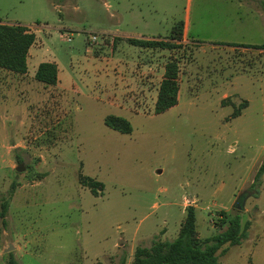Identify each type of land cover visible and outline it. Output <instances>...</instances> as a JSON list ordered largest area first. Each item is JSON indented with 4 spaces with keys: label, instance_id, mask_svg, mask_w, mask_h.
Instances as JSON below:
<instances>
[{
    "label": "rangeland",
    "instance_id": "374dc122",
    "mask_svg": "<svg viewBox=\"0 0 264 264\" xmlns=\"http://www.w3.org/2000/svg\"><path fill=\"white\" fill-rule=\"evenodd\" d=\"M229 1L0 0V22L36 35L26 74L0 68V201L9 198L0 264H131L137 246L177 236L189 205L202 238L218 231L221 211L249 222L219 264H264V51L209 45ZM243 8L237 35L259 23L264 43V13L251 11L264 0ZM178 21L199 44L127 41L167 38ZM170 58L179 60L178 102L156 114ZM42 61L57 64L56 85L34 78ZM108 114L132 131L107 126ZM85 176L101 182L97 195Z\"/></svg>",
    "mask_w": 264,
    "mask_h": 264
},
{
    "label": "trees",
    "instance_id": "16d2710c",
    "mask_svg": "<svg viewBox=\"0 0 264 264\" xmlns=\"http://www.w3.org/2000/svg\"><path fill=\"white\" fill-rule=\"evenodd\" d=\"M184 21L176 22L167 38L156 37H127L131 45L144 48H161L168 50L180 49L183 44ZM36 35L26 25L21 23L0 22V68L15 74L24 75L28 71L27 56L29 48L34 43ZM192 43L199 41L190 39ZM237 48L259 49L264 51V44L247 45L231 42L212 43ZM179 60L170 58L164 64V71L160 80L154 113L159 114L178 102L179 93ZM34 78L46 85H56L58 81V67L53 61H42L38 64ZM247 105L243 101L234 110L233 117L241 114V109ZM104 122L110 128L121 133H130L132 126L122 116L108 114ZM264 170V164L258 170L259 177ZM81 184L88 187L97 195L101 182L85 176L81 178ZM15 183L11 186V192ZM9 204V198L0 201V217H3ZM218 231L208 237L202 238L195 225V207L187 206L184 219L180 223L177 236L172 240H155L150 246H137L133 253L131 264H219L218 251L224 252L225 244L237 245L246 236L249 222L242 223L239 214H227L223 211L215 219ZM8 264H17L16 260L9 259Z\"/></svg>",
    "mask_w": 264,
    "mask_h": 264
},
{
    "label": "crops",
    "instance_id": "0c3cea01",
    "mask_svg": "<svg viewBox=\"0 0 264 264\" xmlns=\"http://www.w3.org/2000/svg\"><path fill=\"white\" fill-rule=\"evenodd\" d=\"M236 1V2H235ZM246 0H230L229 3L226 2L225 7L220 9V16H226V17H220L219 19H217V23L222 22L223 25V30H221L220 32H218L217 35H209L208 38L214 43V42H231V43H237V44H247V45H260V44H264V43H259V36L262 37V32H263V27L260 26V30H259V23L256 26H252L253 24L247 26V27H251L252 32L255 34H251L249 35V37L246 38H242V35H237V34H243L242 31L240 30V26L243 23V20L241 19V15H243L244 13H248L249 9H244L243 5L245 4ZM243 8V9H242ZM254 13H257L258 16H262L264 11L259 10V9H252L251 10ZM247 31V30H245ZM260 32V34H259ZM250 34V33H249ZM183 38L187 40H190L186 34H185V23H184V31H183ZM193 39V38H191ZM34 45V43L31 45V47L29 48V52H28V56H30L31 50H32V46ZM209 45H214V46H223V45H219V44H212L210 43ZM228 47V46H225ZM237 48H241V49H245V50H249V51H259V49H246L242 46H239ZM27 56V57H28ZM55 62V61H53Z\"/></svg>",
    "mask_w": 264,
    "mask_h": 264
},
{
    "label": "built area",
    "instance_id": "2783aa9c",
    "mask_svg": "<svg viewBox=\"0 0 264 264\" xmlns=\"http://www.w3.org/2000/svg\"><path fill=\"white\" fill-rule=\"evenodd\" d=\"M68 39H70V37H68ZM96 40V36L95 35H92L91 38H90V41L91 42H94Z\"/></svg>",
    "mask_w": 264,
    "mask_h": 264
},
{
    "label": "water",
    "instance_id": "95a60500",
    "mask_svg": "<svg viewBox=\"0 0 264 264\" xmlns=\"http://www.w3.org/2000/svg\"><path fill=\"white\" fill-rule=\"evenodd\" d=\"M22 168H23V166L22 165H19L15 169L18 170V171H20V170H22Z\"/></svg>",
    "mask_w": 264,
    "mask_h": 264
}]
</instances>
